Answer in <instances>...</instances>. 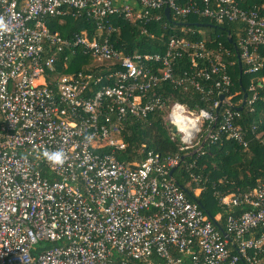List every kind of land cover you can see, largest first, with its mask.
Here are the masks:
<instances>
[{
  "label": "built area",
  "instance_id": "2783aa9c",
  "mask_svg": "<svg viewBox=\"0 0 264 264\" xmlns=\"http://www.w3.org/2000/svg\"><path fill=\"white\" fill-rule=\"evenodd\" d=\"M166 9L237 25V41L231 32L228 40L243 74L255 77L248 92L233 90L232 53L211 49L206 35H173L164 53L127 55L114 46V18L149 34L170 18ZM0 18L8 28L0 33V264H264V170L244 192L215 186L223 210L215 216L197 200L208 180L190 173V194L171 176L206 145L249 148L242 112L264 102L263 14L237 0H0ZM69 18L96 30H53ZM78 56L92 64L69 72ZM185 58L190 68L177 74ZM164 83L195 89L205 106L157 94ZM158 112L184 154L121 161L128 127ZM57 150L63 165L43 157Z\"/></svg>",
  "mask_w": 264,
  "mask_h": 264
},
{
  "label": "trees",
  "instance_id": "16d2710c",
  "mask_svg": "<svg viewBox=\"0 0 264 264\" xmlns=\"http://www.w3.org/2000/svg\"><path fill=\"white\" fill-rule=\"evenodd\" d=\"M244 9H254L264 15V0H237ZM210 20L191 15L186 18H165L160 23H153L149 27V34L141 33L140 27L136 24L126 21L123 18H114V25L119 28L113 36L114 46L130 55L138 53H164L166 51V41L173 35L186 37L189 39L202 40L206 35L210 40H215L210 44L211 49L216 52H224L227 48L231 51L230 61L234 65L230 68V75L233 81V90L238 92H248L250 80L255 78L247 74L241 75L238 63V57L233 44L228 40V34L231 32L234 41H237L235 34V24H226L218 26ZM198 24H208L209 26H198ZM213 25V26H210ZM53 30L59 31L63 36H72L88 31L91 35L96 30V25L85 18H69L65 25H56L53 23ZM201 32H204L202 34ZM80 62L73 64V72L81 71L85 65L92 64L91 59L85 57H74ZM190 65L188 59H178L176 62V73H182L188 70ZM260 76H264V69ZM183 90L175 88L170 83H164L162 87L156 89L157 94H163L164 97H170L174 101L188 105L190 108L204 107L202 96L193 88ZM264 96V91H262ZM264 113V102H257L255 109L251 112L246 108L244 115V128L250 139V145L244 150L234 141L218 142L206 145L204 155H194L189 157L175 171L174 176L178 184L186 188L193 194L196 184H189L190 173L201 174L204 181L209 182L205 185V190L197 200L203 208L212 216L223 212L215 196L214 187L222 193L244 192L249 188L256 186L264 170V145L256 139L257 134L264 131L263 124H258V119ZM163 113L158 112L151 116L148 122L134 121L127 129L125 141L126 151L118 154L119 159L125 162L143 159V155L148 151H153L161 156L183 155L178 141L172 140V131L165 123ZM260 119V118H259ZM257 125L256 134L253 133V126ZM264 139V136L262 137ZM224 183L220 184V181ZM204 184V183H202Z\"/></svg>",
  "mask_w": 264,
  "mask_h": 264
},
{
  "label": "clouds",
  "instance_id": "9594fccd",
  "mask_svg": "<svg viewBox=\"0 0 264 264\" xmlns=\"http://www.w3.org/2000/svg\"><path fill=\"white\" fill-rule=\"evenodd\" d=\"M7 25L4 20L0 18V33L7 31ZM43 157L51 164L54 165H63L66 161V155L62 150H57L53 152L44 151Z\"/></svg>",
  "mask_w": 264,
  "mask_h": 264
},
{
  "label": "water",
  "instance_id": "95a60500",
  "mask_svg": "<svg viewBox=\"0 0 264 264\" xmlns=\"http://www.w3.org/2000/svg\"><path fill=\"white\" fill-rule=\"evenodd\" d=\"M165 12H166V15H167L168 17H170V9H166ZM198 26H209V25H208V24H198ZM210 26H213V25H210ZM229 41L232 42L231 39H230ZM237 57H238V63H239V67H240V73H241V75H243V65H242V61H241V57H240L239 52H237ZM221 98L223 99L224 96H222ZM244 98H245V100L247 99V94H245ZM244 106H245V102H244V103L242 104V106L239 107L238 109H239V110H243ZM173 131L176 132V128H173ZM184 160H185V158L183 157V158H182V162H183ZM177 168H178V167H175V168L172 169L171 176L174 175V173H175V171L177 170ZM183 189H184L187 193H189V191H188L186 188H183Z\"/></svg>",
  "mask_w": 264,
  "mask_h": 264
},
{
  "label": "rangeland",
  "instance_id": "374dc122",
  "mask_svg": "<svg viewBox=\"0 0 264 264\" xmlns=\"http://www.w3.org/2000/svg\"><path fill=\"white\" fill-rule=\"evenodd\" d=\"M259 118L263 120L264 119V113ZM259 136L263 137L264 136V131L260 132ZM177 138H178V136H177Z\"/></svg>",
  "mask_w": 264,
  "mask_h": 264
}]
</instances>
